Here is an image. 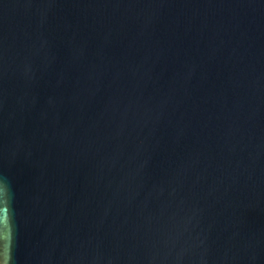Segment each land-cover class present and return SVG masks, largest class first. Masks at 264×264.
Masks as SVG:
<instances>
[{
    "label": "water",
    "instance_id": "water-1",
    "mask_svg": "<svg viewBox=\"0 0 264 264\" xmlns=\"http://www.w3.org/2000/svg\"><path fill=\"white\" fill-rule=\"evenodd\" d=\"M0 264H264V0H0Z\"/></svg>",
    "mask_w": 264,
    "mask_h": 264
},
{
    "label": "clouds",
    "instance_id": "clouds-1",
    "mask_svg": "<svg viewBox=\"0 0 264 264\" xmlns=\"http://www.w3.org/2000/svg\"><path fill=\"white\" fill-rule=\"evenodd\" d=\"M8 191H9V189H8V186L6 184L4 185V187L0 188V194H3L5 196H7Z\"/></svg>",
    "mask_w": 264,
    "mask_h": 264
}]
</instances>
